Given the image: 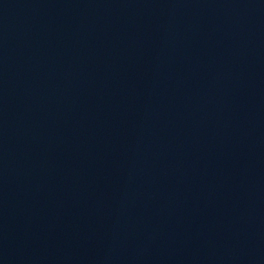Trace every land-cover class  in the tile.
<instances>
[{
    "label": "water",
    "instance_id": "obj_1",
    "mask_svg": "<svg viewBox=\"0 0 264 264\" xmlns=\"http://www.w3.org/2000/svg\"><path fill=\"white\" fill-rule=\"evenodd\" d=\"M0 264H264V0H0Z\"/></svg>",
    "mask_w": 264,
    "mask_h": 264
}]
</instances>
